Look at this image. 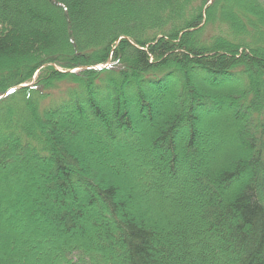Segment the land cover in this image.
Listing matches in <instances>:
<instances>
[{"label": "trees", "instance_id": "16d2710c", "mask_svg": "<svg viewBox=\"0 0 264 264\" xmlns=\"http://www.w3.org/2000/svg\"><path fill=\"white\" fill-rule=\"evenodd\" d=\"M0 264H264V0H0Z\"/></svg>", "mask_w": 264, "mask_h": 264}, {"label": "rangeland", "instance_id": "374dc122", "mask_svg": "<svg viewBox=\"0 0 264 264\" xmlns=\"http://www.w3.org/2000/svg\"><path fill=\"white\" fill-rule=\"evenodd\" d=\"M64 88H65V85L64 84H61V86L59 87V89L58 90H56V91H53V93H52V95H59V94H61V93H63V91H64ZM155 108H159V107H161L162 105H163V102H160V101H156L155 103ZM130 112H132V111H130ZM222 114H225V115H227V116H229L230 115V113H229V111H224ZM210 119V118H209ZM227 121V120H226ZM144 124H141V125H143V127L144 128H149L150 127V125H149V120H144V122H143ZM210 123V122H209ZM140 124V123H139ZM225 124H229V125H231L230 126V129L233 131H239L240 129H239V125L238 124H236V125H234V124H230V123H228V122H226ZM241 124V123H240ZM212 126V125H211ZM211 135V143L208 145V146H203V147H201L200 145H199V147L200 148H203V150H204V147H205V152L206 153H208V155H214L216 152H217V150H220L222 147H226V146H233V144L235 143V141H236V136H233V135H230L229 133H226L225 135L224 134H221L220 132L218 133V134H216V133H211L210 134ZM80 136H82V134L79 132V133H74V134H72V135H69V137H71L72 139H76V138H79ZM64 139H65V136L63 137ZM117 164V166H121L122 165V163L120 164V163H116ZM137 164H138V162H137ZM122 166H126L124 163H123V165ZM22 170H25L24 168L22 169ZM19 175H15V179H13V177L11 178V177H9V180L7 181L9 184H10V191H13V189L11 188L12 186H11V183H13V182H15L16 181V178H19L18 177ZM124 179H126V176L124 177ZM128 180H130V179H128ZM14 184V183H13ZM5 187V186H4ZM13 188H16V189H18L19 188V184L17 183V182H15V184H14V187ZM5 189H6V187H5ZM4 192L7 194V190H4ZM7 209H6V211H4L3 213H4V217H3V221H5L6 222V225H9L10 224V220H11V218H12V216H11V212L7 215ZM83 212H84V222H86L87 220H88V218L89 217H94V216H96V214H94V211L92 210V209H90L88 206H84V208H83ZM36 220H31L29 217L28 218H26V216H25V218L21 215V218L20 219H15V222L13 221V222H11L12 224L11 225H13V226H16V227H18V226H22L23 228H24V230L26 231L25 233H28L27 235H25V233H24V236H23V239H27L26 241L28 242V243H31L30 241H28V237L30 236V232H29V230L31 231V232H37V233H39L40 234V236H35L33 233H31V234H33V238H35L36 239V241H37V244H39V245H41V243H43V240H44V238L46 237V232L44 231L45 229L42 227V229H40L39 227H38V224H37V222H35ZM97 227V226H96ZM97 229V228H96ZM43 235H44V238H43ZM32 236V235H31ZM26 242V243H27ZM48 241H45V243H47ZM33 249H34V246H33ZM3 250V249H2Z\"/></svg>", "mask_w": 264, "mask_h": 264}]
</instances>
